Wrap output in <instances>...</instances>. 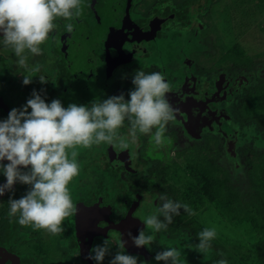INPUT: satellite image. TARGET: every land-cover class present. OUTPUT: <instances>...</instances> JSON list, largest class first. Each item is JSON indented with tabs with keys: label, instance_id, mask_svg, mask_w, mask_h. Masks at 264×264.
Segmentation results:
<instances>
[{
	"label": "flooded vegetation",
	"instance_id": "flooded-vegetation-1",
	"mask_svg": "<svg viewBox=\"0 0 264 264\" xmlns=\"http://www.w3.org/2000/svg\"><path fill=\"white\" fill-rule=\"evenodd\" d=\"M245 1L82 0L83 15L71 21L57 18L56 28L40 45L41 54L26 55L27 67L18 65L0 33V121L17 103L25 105L33 90L46 103L59 99L65 108L72 103L91 106L120 94L130 99L131 81L141 69L165 77L172 88L166 97L178 109L160 147L152 142L153 129L138 133L130 150L106 144L79 150L80 172L69 184L77 213L64 221L58 235L21 227L17 217H9V199L21 198V187L29 185L17 182L5 191L0 195V248L19 255L20 264H28L27 254L42 264H85L82 252H91L99 240L111 241L112 251H119L112 226L126 217L142 222L158 210L161 194L181 203L193 194L197 173L208 181L207 171L212 174L215 167L225 178L231 176L228 165H243L239 138L247 131L237 133L252 122L259 124L248 115L262 110L257 97L264 92V62L252 57L254 63L245 64V52L236 50L239 41L230 39V9ZM68 23L73 24L70 33ZM36 66L39 73L31 71ZM24 75L33 76L28 85ZM39 75L47 82L41 83ZM127 132L126 120L120 133ZM2 182L6 177L0 172ZM154 237L176 239L167 229ZM1 259L12 263L11 257Z\"/></svg>",
	"mask_w": 264,
	"mask_h": 264
},
{
	"label": "clouds",
	"instance_id": "clouds-1",
	"mask_svg": "<svg viewBox=\"0 0 264 264\" xmlns=\"http://www.w3.org/2000/svg\"><path fill=\"white\" fill-rule=\"evenodd\" d=\"M82 15V0H0L2 44L14 51L19 66L27 67L25 53L41 54L40 45L56 28L57 18L71 21ZM66 30L72 32L73 24H66ZM31 71L39 73L40 67ZM32 77L24 75L23 84L31 83ZM39 80L46 83L48 78L39 75ZM131 83L134 89L128 93L130 99L120 94L95 100L91 106L72 103L67 108L59 99L46 103L33 90L25 105L12 108L7 119L0 121V161H8L0 163V172L6 177V183L0 185V195L12 191L17 182L30 186L21 198L9 199L10 218L17 217L21 227L58 235L64 231V221L77 213L69 184L80 172V149L106 144L130 150L138 142V133L150 134L153 129L152 142L156 147L163 145L166 126L178 112L166 97L172 91L171 85L160 72L146 73L142 69L135 72ZM126 120L128 132L123 135L120 129ZM159 200L158 210L142 218L145 227L138 235L128 233L138 248L150 246L155 234L166 230L173 217L180 215V209L195 215L189 205L173 201L166 194H161ZM216 235L215 228L206 227L197 235L199 242L189 248L206 255ZM116 245L119 251L109 264H138L136 256L125 254L122 240ZM109 249L110 243L105 240L102 246L93 247L89 258L100 264ZM154 259L182 264L181 250L165 248ZM218 264L227 261L221 259Z\"/></svg>",
	"mask_w": 264,
	"mask_h": 264
},
{
	"label": "trees",
	"instance_id": "trees-1",
	"mask_svg": "<svg viewBox=\"0 0 264 264\" xmlns=\"http://www.w3.org/2000/svg\"><path fill=\"white\" fill-rule=\"evenodd\" d=\"M259 4L246 6V11L254 6L257 7L251 14L240 12L238 22H236V26H232V29L244 24L245 28L255 24L254 21L258 19L257 17L262 13L264 7V4L261 8L258 7ZM249 21L251 23L247 24ZM236 50H239L238 54L243 51L239 46L236 47ZM238 57L237 62L240 60ZM242 61H245L248 66L254 63L253 58L249 55H246L245 60ZM257 102L262 106V110L254 109L248 117H252L264 126V92L257 97ZM235 169L237 170L236 167ZM216 172V167L212 174L211 171H207L208 176L210 175L208 181H205L206 179L203 178L202 173H197L198 181L193 194L181 202V204L189 205L195 215L189 216L183 209H180L178 221L169 224L171 226L167 230L179 239V246L184 239H190V241L198 243V233L207 227L200 220L198 213L200 214L207 206H211L228 223L237 227L250 224L252 229L249 231L247 238L238 240L235 243L216 235L215 239L211 241V247L203 264H218L221 259L226 260L227 264H264V150L256 151L250 158V168L248 170L250 187L245 194L233 184L231 176L226 175L225 178H220ZM177 233L180 235L177 236ZM154 240L151 244L153 252L151 260L154 259L156 253L172 247L170 242L173 241H160L157 237H154ZM194 244L191 242L189 246ZM183 246L188 248L190 254L195 253L194 249L189 248L187 242H184ZM200 256L205 255L201 254ZM33 257L27 254L24 256V260L28 264H34L35 262L39 264ZM137 258L142 261L145 260L142 256ZM158 264H165V262L158 261Z\"/></svg>",
	"mask_w": 264,
	"mask_h": 264
},
{
	"label": "rangeland",
	"instance_id": "rangeland-1",
	"mask_svg": "<svg viewBox=\"0 0 264 264\" xmlns=\"http://www.w3.org/2000/svg\"><path fill=\"white\" fill-rule=\"evenodd\" d=\"M231 1V0H230ZM233 2L236 0H232ZM224 3H227V0H224ZM260 3V4H259ZM249 4H259L258 7L261 8L264 4V0H246L244 5L241 6L239 2L237 5L235 4L234 8L230 9L231 21H230V39L238 40V44H240V48L245 52L246 55H249L254 58L255 61H263L264 62V7L262 13L257 17L254 21L255 24L252 26L244 25L237 27L236 29H232V26H236V22H238V17L240 12H249L250 14L255 10L257 6L252 7L249 11H246V6ZM240 8V9H239ZM243 9V10H242ZM242 10V11H241ZM249 21L247 24H250ZM244 29V30H243ZM236 32H235V31ZM240 31V33H238ZM243 32V33H241ZM30 53L26 52L25 55H29ZM259 64V63H258ZM17 108H21L23 103H17ZM252 122V121H250ZM245 131L246 136L239 138V156L243 162V165L240 166L239 169H235L234 165H228L230 169L231 180L237 188L245 194L250 187L248 170L250 168L249 159L256 151L264 150V126L259 125L257 122H252L250 125H247L241 128L238 135H242ZM244 136V135H243ZM20 189V194L25 195L28 191V188L25 186L24 189ZM200 220L208 227L215 228L217 235L221 236L223 239L235 243L238 240H242L247 238L249 235V231L252 229L249 225H244L243 227L234 226L231 223H228L224 220L211 206H207L204 208L200 214L198 213ZM105 240H99L100 243L98 245H103ZM109 241V240H108ZM184 242L188 243V246L191 242L196 243V241H190V239H184L183 242L179 246V239L176 238L171 241V246L176 247L181 250V261L182 264H203L205 260V256H200L203 253L195 251L194 254H190L188 252V248L183 246ZM110 243L109 253L106 254L104 260L100 262V264H109L110 260L114 257L117 251H112V243ZM51 248L49 249V252ZM48 252V253H49ZM126 254V253H125ZM67 258H65L66 260ZM41 260H40V263ZM64 264H66L64 262ZM67 264H70L67 262ZM138 264H158V261L152 259L150 261L138 259Z\"/></svg>",
	"mask_w": 264,
	"mask_h": 264
},
{
	"label": "water",
	"instance_id": "water-1",
	"mask_svg": "<svg viewBox=\"0 0 264 264\" xmlns=\"http://www.w3.org/2000/svg\"><path fill=\"white\" fill-rule=\"evenodd\" d=\"M0 106H3V101L0 97ZM4 184V182L0 183V185ZM138 219V218H137ZM137 219L131 220L129 218H125L119 223H116L112 226L118 232L119 240L125 243V250L127 254L133 256H142L145 260H150L153 256V252L149 246L143 247H136L134 246L131 238L129 237L128 233L130 232L133 236L138 235L139 230L144 228V224L142 222H138ZM90 250H84L82 252L81 259L85 264H95L93 259L89 258ZM1 257H11L12 263L11 264H20V257L19 255H15L12 251L8 249L0 248V264H5V260H2Z\"/></svg>",
	"mask_w": 264,
	"mask_h": 264
}]
</instances>
